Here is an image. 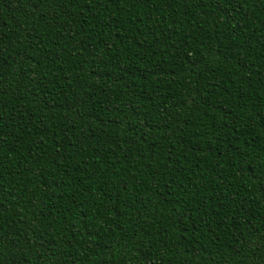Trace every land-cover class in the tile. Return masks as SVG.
<instances>
[{
    "label": "trees",
    "instance_id": "obj_1",
    "mask_svg": "<svg viewBox=\"0 0 264 264\" xmlns=\"http://www.w3.org/2000/svg\"><path fill=\"white\" fill-rule=\"evenodd\" d=\"M0 264H264V0H0Z\"/></svg>",
    "mask_w": 264,
    "mask_h": 264
}]
</instances>
